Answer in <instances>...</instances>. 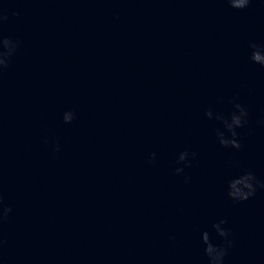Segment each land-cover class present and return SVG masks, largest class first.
Masks as SVG:
<instances>
[{
  "label": "water",
  "instance_id": "water-1",
  "mask_svg": "<svg viewBox=\"0 0 264 264\" xmlns=\"http://www.w3.org/2000/svg\"><path fill=\"white\" fill-rule=\"evenodd\" d=\"M0 8V34L20 41L0 75V192L12 208L0 264H208L201 234L221 243V219L234 241L225 264H264V190L227 195L245 170L264 181V67L249 58L250 42L264 44V0ZM237 97L249 112L239 150L205 115L227 116ZM185 150L197 156L177 175Z\"/></svg>",
  "mask_w": 264,
  "mask_h": 264
},
{
  "label": "clouds",
  "instance_id": "clouds-1",
  "mask_svg": "<svg viewBox=\"0 0 264 264\" xmlns=\"http://www.w3.org/2000/svg\"><path fill=\"white\" fill-rule=\"evenodd\" d=\"M227 3L234 9L242 10L249 6L251 0H227ZM13 15H18V13H13ZM7 19V14L2 8H0V23ZM19 46L20 41L18 39L3 37L2 34H0V75H2L4 70L9 67L11 58ZM249 48L251 49L250 60L253 63L259 64L261 67H264V44L250 42ZM237 100L238 97L234 98L232 110L227 116L222 113H216L214 116L212 108H208L205 115L209 119L215 118L223 125L224 130L222 131L218 128L215 133L218 143L225 148L239 150L242 147V138L237 129L243 128L247 125L249 112L246 106L236 102ZM74 118V110L66 111L63 114L64 123H71ZM260 123L264 124V120L260 121ZM45 142L47 143L48 141L46 140ZM196 156V152H189L188 150L182 151L179 154L176 163L182 164L183 167L175 168V174H183L184 168L190 167L192 160H194ZM155 157L156 153H151L149 162L154 163ZM189 180L190 177H184L185 183L189 182ZM258 190H264V181L257 179L255 174L250 170H245L238 176L230 179L227 185V195L236 203L249 200L257 194ZM11 212L12 208L4 204L3 194L0 192V226H2L4 221L8 219ZM226 224L227 221L221 219L212 225V229L216 235L222 238L221 243H213L212 236L208 231H204L201 234V241L204 245V253L207 257L208 264H225V258L228 255L229 249L233 247L234 241L232 239L231 230L224 227ZM2 244L3 241L0 240V246H2Z\"/></svg>",
  "mask_w": 264,
  "mask_h": 264
}]
</instances>
